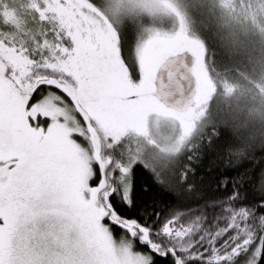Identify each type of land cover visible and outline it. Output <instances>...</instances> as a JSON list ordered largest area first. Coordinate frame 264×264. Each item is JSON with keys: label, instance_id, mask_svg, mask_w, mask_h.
Wrapping results in <instances>:
<instances>
[{"label": "snow or ice", "instance_id": "6c2138e0", "mask_svg": "<svg viewBox=\"0 0 264 264\" xmlns=\"http://www.w3.org/2000/svg\"><path fill=\"white\" fill-rule=\"evenodd\" d=\"M61 5L71 14L59 29L55 55L45 48L28 71L0 57V264H24L15 238L25 228L55 236L61 251L74 254L68 264H101L93 257L105 231L131 240L139 264H264V136L257 155L251 129L235 117L231 125L216 119L214 89L225 87L232 95L236 85L225 78L209 87L207 44L188 30L187 13L169 0L175 27L155 32L145 46L135 23L144 12L140 0H59ZM187 8L211 14L214 6L192 0ZM55 12L45 4L38 15ZM118 20L124 24L118 27ZM17 51L29 55L23 46ZM38 73L71 80L82 107L93 113L84 121L73 103L85 123L83 131L71 133L74 139L58 133L51 116L34 110L44 88L73 99L62 82L39 79ZM258 88L264 93V85ZM158 112L180 115L178 132L163 147L144 132L145 118ZM229 126L234 135L221 140V129ZM208 153L221 169L250 163L219 175L218 198L187 208L169 200L166 212L159 201L138 205L137 167L143 165L155 184L181 201L203 195L191 177ZM152 186L145 183L143 190Z\"/></svg>", "mask_w": 264, "mask_h": 264}, {"label": "trees", "instance_id": "16d2710c", "mask_svg": "<svg viewBox=\"0 0 264 264\" xmlns=\"http://www.w3.org/2000/svg\"><path fill=\"white\" fill-rule=\"evenodd\" d=\"M158 1L163 2V0ZM166 2L169 3V0ZM199 2L214 6L211 14L202 9H188L187 5L192 3V0H172V3L178 4L180 10L186 12L188 19L192 21L191 28L187 24L188 30L206 41L208 63L213 68L211 73L207 69L204 70L209 87L212 88L213 79H218L221 84H224L225 78L236 85V91L232 95L228 94L225 87L214 89L216 94L212 101V111L218 121L227 120L231 125L235 117V122L251 129L257 137L255 147L259 155L261 137L264 136V93L258 88L259 85H264V18L262 17L264 7L261 9L264 4L259 3V0H199ZM96 3L104 4L105 2L96 0ZM45 4L56 7L54 16L49 14L42 18L38 15L40 7ZM57 5H59V0H0V46L6 50V56H9L8 52L12 50L26 62L21 63V66H15L13 62L2 57L3 60L13 64L14 67L28 71L30 70L29 63L34 60L39 61V58L44 55L45 48L49 50V54H56L55 47L59 46L57 43L59 29L68 23L71 14L70 8L62 5L57 7ZM172 20L173 25L161 29L170 30L175 27L177 18L172 16ZM140 28L143 30L137 32V39L145 29L142 24ZM21 46L29 51V55L24 56L17 51ZM45 63L49 67L53 64L52 61L47 60L46 56ZM124 71L126 73V69ZM38 78L62 82L66 91L67 87H74L72 81L64 76L38 73ZM32 86H35L34 83ZM48 91L60 95L62 97L60 101L71 107L73 103L79 106L77 102H73V99L69 101L66 96L54 89H41L43 96ZM38 99L40 97H37ZM238 106L243 111L237 112ZM81 114L84 121H87L82 111ZM78 119L80 124L85 126L79 116ZM88 128L90 134L98 139L100 133H94L91 124ZM221 130V140L230 139L234 135V130L230 126L223 127ZM213 155L215 154H206L201 163L195 165L196 173L191 177L196 183L197 190L203 195L197 197L195 193H192L181 201L176 200L174 193L155 184L149 171L140 165L134 170V195L138 200V205L147 203L149 200L159 201L163 205L162 211L166 212L169 200L187 208L206 198L221 196L222 191L214 188L219 175L232 174L239 168L247 167L250 162L244 161L237 167L221 169L219 161L212 163ZM145 183L153 185L150 192L143 190ZM252 196L251 192L246 193L247 198H252ZM113 236L123 237L132 245V241L127 239L123 233ZM161 264L164 262L161 261ZM190 264H198V262H190Z\"/></svg>", "mask_w": 264, "mask_h": 264}, {"label": "rangeland", "instance_id": "374dc122", "mask_svg": "<svg viewBox=\"0 0 264 264\" xmlns=\"http://www.w3.org/2000/svg\"><path fill=\"white\" fill-rule=\"evenodd\" d=\"M102 1L106 3V0ZM166 1L140 0L144 6V12L136 17L135 23L139 26L140 31L143 30L140 28L141 24L145 28L139 37V39L143 37L145 46L148 45L155 32L164 31L161 28L173 25V15L168 11L169 3ZM262 1L264 0H259V3L264 4ZM263 7L264 5H262L261 9ZM262 17L264 18L263 13ZM115 23L119 27L124 24V20H118ZM187 24L189 28L192 27V21L188 17ZM125 31L130 33L128 28H125ZM3 48V46H0V57L13 62L15 66H21V63L24 64L26 62L12 50H9V56H6V50H3ZM0 66H2V61H0ZM73 89L74 87H67V91L73 97V102H77L79 105V108L76 105L75 108L80 109V112L82 111L88 120V117L93 115V113L87 106L82 107L83 101ZM61 99L60 95L53 91H48L43 96V99L37 100L38 103L34 104L33 108L35 111L51 116L52 124L58 133L69 139H74L71 137V133L83 131L85 126L80 124L81 122H79L73 107L61 102ZM69 120L71 123H69ZM179 120L180 115L178 112H158L157 115L145 118L144 132L150 140L159 141L163 147L178 132L177 121ZM92 128L94 133L97 132L93 126ZM15 239L18 255L24 261V264H68L74 255L67 249L61 251L57 246V238L55 236L39 235L27 228L19 231ZM98 245L99 247L93 258L99 259L101 264H139V256L133 252L131 244L123 237H114L111 231H105L100 234Z\"/></svg>", "mask_w": 264, "mask_h": 264}, {"label": "water", "instance_id": "95a60500", "mask_svg": "<svg viewBox=\"0 0 264 264\" xmlns=\"http://www.w3.org/2000/svg\"><path fill=\"white\" fill-rule=\"evenodd\" d=\"M185 108H187V105L180 106L179 110H183Z\"/></svg>", "mask_w": 264, "mask_h": 264}]
</instances>
